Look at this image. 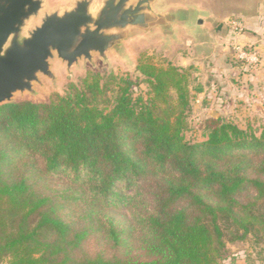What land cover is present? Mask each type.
<instances>
[{
  "label": "trees",
  "instance_id": "trees-1",
  "mask_svg": "<svg viewBox=\"0 0 264 264\" xmlns=\"http://www.w3.org/2000/svg\"><path fill=\"white\" fill-rule=\"evenodd\" d=\"M138 70L0 106V264H221L264 246V129L217 119L193 143L188 71Z\"/></svg>",
  "mask_w": 264,
  "mask_h": 264
},
{
  "label": "rangeland",
  "instance_id": "rangeland-1",
  "mask_svg": "<svg viewBox=\"0 0 264 264\" xmlns=\"http://www.w3.org/2000/svg\"><path fill=\"white\" fill-rule=\"evenodd\" d=\"M170 6L198 8L204 24L190 30L178 28L176 36L168 40L160 34L139 37L127 45L124 59L115 56L110 64L99 60L95 67L82 66L72 76L58 68V89L47 82L38 102L49 103L55 95L65 94L69 84H79L90 73L129 76L142 82L141 62L158 68L171 64L189 73L192 108L187 140L205 142L210 123L217 119L260 133L264 129V0H167L157 8ZM221 24L224 27L218 31ZM135 91L145 92L146 87L143 84ZM97 241L91 238L85 243L90 254L116 253ZM229 248L230 255L221 264H264L263 245L248 241Z\"/></svg>",
  "mask_w": 264,
  "mask_h": 264
},
{
  "label": "water",
  "instance_id": "water-1",
  "mask_svg": "<svg viewBox=\"0 0 264 264\" xmlns=\"http://www.w3.org/2000/svg\"><path fill=\"white\" fill-rule=\"evenodd\" d=\"M167 0H0V106L38 102L47 82L58 89V68L124 59L127 45L178 28H200L193 6L158 9ZM224 27L221 24L218 31ZM29 100H26V99Z\"/></svg>",
  "mask_w": 264,
  "mask_h": 264
}]
</instances>
